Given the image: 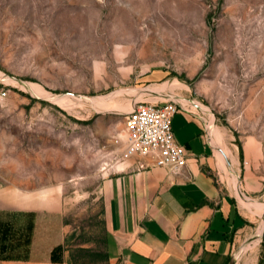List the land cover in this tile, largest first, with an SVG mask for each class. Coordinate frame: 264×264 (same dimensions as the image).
Segmentation results:
<instances>
[{
	"label": "rangeland",
	"instance_id": "rangeland-1",
	"mask_svg": "<svg viewBox=\"0 0 264 264\" xmlns=\"http://www.w3.org/2000/svg\"><path fill=\"white\" fill-rule=\"evenodd\" d=\"M0 89V204L58 217L51 262L60 245L56 262L110 264L104 180L136 101L198 102L244 145L247 200H264V0H0ZM4 211L0 258H25L38 213L11 211L8 231ZM245 213L231 260L264 264V212Z\"/></svg>",
	"mask_w": 264,
	"mask_h": 264
},
{
	"label": "crops",
	"instance_id": "crops-1",
	"mask_svg": "<svg viewBox=\"0 0 264 264\" xmlns=\"http://www.w3.org/2000/svg\"><path fill=\"white\" fill-rule=\"evenodd\" d=\"M168 95L173 96L172 91ZM195 103L198 111L183 106L171 120L174 137L186 151L178 171L155 165L148 155H135L118 159L105 177V252L110 264L231 262L235 243L252 221L245 213L251 210L238 200L243 196L248 201L252 188L244 186L241 174L250 164L244 145L234 143L217 123L211 129L199 113L204 109ZM0 210L8 212L2 220L8 231L11 211L38 213L27 256L2 257L0 264H66L65 252L62 262L50 261V250L63 242L65 231L58 217L44 214L52 212L48 207L6 200ZM6 239L0 254L10 255V237Z\"/></svg>",
	"mask_w": 264,
	"mask_h": 264
},
{
	"label": "built area",
	"instance_id": "built-area-1",
	"mask_svg": "<svg viewBox=\"0 0 264 264\" xmlns=\"http://www.w3.org/2000/svg\"><path fill=\"white\" fill-rule=\"evenodd\" d=\"M6 92L0 89V98ZM177 100L169 98L164 103L136 101L127 112L123 159L135 155H148L157 166L178 171L185 163L186 151L174 137L171 120L182 108Z\"/></svg>",
	"mask_w": 264,
	"mask_h": 264
},
{
	"label": "bare ground",
	"instance_id": "bare-ground-1",
	"mask_svg": "<svg viewBox=\"0 0 264 264\" xmlns=\"http://www.w3.org/2000/svg\"><path fill=\"white\" fill-rule=\"evenodd\" d=\"M175 80V79H174ZM164 84V83H163ZM166 84V83H165ZM28 85V84H27ZM178 85V84H177ZM31 86V85H30ZM33 86V85H32ZM31 86V88H32ZM163 85H161L162 87ZM34 87V86H33ZM34 90V89H33ZM54 102H61L63 100V97H60V96H57V97H54ZM66 100V99H65ZM64 100V101H65ZM62 101V102H64ZM98 101H102V100H98ZM61 102V103H62ZM94 102V101H93ZM103 102V101H102ZM66 103V101L64 102ZM99 103V102H98ZM101 105H104V104H101ZM104 107V106H103ZM192 110V109H191ZM217 132L215 131V134ZM227 155V154H226ZM240 203H241V206L248 209V210H251V207L255 208L257 211L259 212H264V200H262L261 203L259 202H255V201H245L244 199H242L240 197ZM259 219V218H258ZM259 223V222H258ZM262 230H264V222H261L259 223V226H257V228L255 229V233H253L256 237H258L261 233H262ZM257 241V240H256ZM249 245V244H248Z\"/></svg>",
	"mask_w": 264,
	"mask_h": 264
},
{
	"label": "trees",
	"instance_id": "trees-1",
	"mask_svg": "<svg viewBox=\"0 0 264 264\" xmlns=\"http://www.w3.org/2000/svg\"><path fill=\"white\" fill-rule=\"evenodd\" d=\"M240 155H241V148H240ZM61 248V246L59 245V246H57L54 250H53V252H52V261H54V262H56V261H60V258H56L55 256H54V254H55V250H57V249H60ZM103 255H104V257H107V253L106 252H104L103 253ZM260 263V261L258 262V264Z\"/></svg>",
	"mask_w": 264,
	"mask_h": 264
},
{
	"label": "water",
	"instance_id": "water-1",
	"mask_svg": "<svg viewBox=\"0 0 264 264\" xmlns=\"http://www.w3.org/2000/svg\"><path fill=\"white\" fill-rule=\"evenodd\" d=\"M229 264H234V261H233V260H231V262H230Z\"/></svg>",
	"mask_w": 264,
	"mask_h": 264
}]
</instances>
